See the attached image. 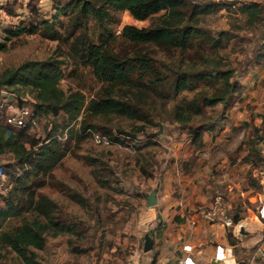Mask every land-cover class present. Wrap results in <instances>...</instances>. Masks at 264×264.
Masks as SVG:
<instances>
[{"label":"rangeland","instance_id":"374dc122","mask_svg":"<svg viewBox=\"0 0 264 264\" xmlns=\"http://www.w3.org/2000/svg\"><path fill=\"white\" fill-rule=\"evenodd\" d=\"M75 1L0 0V45L4 46L0 49V73L17 68L25 62H41L54 58L63 63L60 89L80 92L86 102L101 95L102 84L93 77L88 67L74 60L72 42L75 37H71L68 43L64 42V28L57 25L62 37L50 40L45 37L42 28L37 27L41 22H52L59 8ZM183 1L188 15L194 7H215L211 14L200 17L202 23L199 27L214 38H218L221 32L229 34V48L221 51V55L228 57L230 64L234 65L236 72L233 80L241 90L239 83L242 79L255 69H264V0ZM252 4L260 6V16L257 24L250 28L246 25V17L238 10L244 5ZM161 14L140 22L135 21L127 12L118 13L111 31L119 36L125 25L148 28L156 24ZM67 20L68 17L60 16L64 27L69 25ZM18 28L24 30L12 33ZM30 28H38V31L29 34L26 30ZM88 28V38L96 42L98 30L95 24L89 23ZM116 50L130 54L133 48L124 45L118 46ZM135 50L159 60L168 69L179 65L177 55L172 57L170 52H161L157 47L148 45ZM12 92L0 88V124L7 125L16 132L26 131L35 140L43 143L48 140L52 128L57 126L56 137L66 151L61 163L40 181L42 187L37 194L46 195L56 203V218L71 227L74 233L55 238L47 236L45 247L35 252L37 261L40 264H88L92 259L90 251L99 249L94 254L96 256L101 251L100 247L110 242L111 234L114 238H119L118 232L126 225L128 219L121 214L117 216V210L122 207H127V212L135 210L130 205L129 189L123 191L125 183L134 179L141 181L142 177H146L143 179L146 181L152 174L161 176L167 167L185 160L178 153L189 146L188 134L192 129H184L173 122L171 110L176 101L183 96L190 98V95L182 94L175 100L166 101L154 96L152 92L145 94L139 101L140 95H124L121 89L115 92V99L126 100L130 96L131 101L139 105L136 110L141 120H129L118 115L102 117L81 114L68 124L63 115L57 119L37 116L35 101L26 90ZM237 93L235 100L241 96V91ZM137 95L136 101L134 98ZM216 109L212 113L207 110L191 127L201 125L206 118L221 120V124L225 125V119H221L224 115L218 107ZM19 114H23L24 128L7 124V118H15ZM239 118L247 117L242 115ZM255 119L257 118L232 130V125L228 122L229 127L218 131L221 134L219 137H222L221 143L217 142V148L221 151V155L219 153L217 156L221 163L213 173L222 178L220 185L214 183V176L210 175V181H205L200 176L197 168L201 155L193 156L190 163H197L195 168L198 183L196 188L187 186L184 194L191 214H207L209 220L218 223L225 219L232 221L234 218H245L249 215L248 209L258 213L264 203V120L262 124L255 122ZM157 124L162 125L161 135L156 134L159 130ZM85 126H90L89 130L93 132L115 138L114 144L111 147L96 146L89 135H83ZM61 133L63 138H59ZM122 137L125 138L124 141ZM198 145L193 143V148L201 149L202 146ZM19 172L14 168L11 154L0 155V207H3L1 198L7 195L11 174ZM149 190L150 188L146 189ZM164 193L166 196L163 197V204H168L171 200L169 193ZM72 196H75V200H72ZM172 197H177V193L173 191ZM168 205L170 207L171 203ZM139 206L141 205L138 204L137 207ZM112 212L116 213L112 214L113 218ZM0 264L22 263L14 253L6 251Z\"/></svg>","mask_w":264,"mask_h":264},{"label":"trees","instance_id":"16d2710c","mask_svg":"<svg viewBox=\"0 0 264 264\" xmlns=\"http://www.w3.org/2000/svg\"><path fill=\"white\" fill-rule=\"evenodd\" d=\"M185 8L183 0H76L59 8L52 22L44 21L37 27H41L50 40L62 37L57 25L64 28V42L68 43L71 37H75L72 42L74 60L91 70L93 77L102 84V94L86 102L82 93L60 89L63 63L54 58L25 62L17 68L3 71L0 73V88L8 92L26 90L35 101L37 116L57 119L63 115L68 124L81 114L118 115L139 121V105L129 98L135 94L140 95L139 101L152 92L166 101L175 100L182 94L190 95V98L183 96L176 101L171 119L179 127L196 133L213 119L206 118L201 125L191 127L197 118L204 116L207 110L212 113L217 106L229 108L240 90L233 80L234 65L230 64L228 57L221 55V51L229 48V34L221 32L218 38H214L199 27L202 23L200 17L211 14L215 7H194L189 15ZM238 11L246 17V25L250 28L259 21L258 4L244 5ZM122 12L129 13L140 22L162 14L156 24L148 28L125 25L116 36L111 26L115 23V15ZM60 16L68 17V26L64 27ZM91 22L98 30L96 42L88 38V24ZM38 28L26 31L34 34ZM19 30L24 28L12 33ZM124 45L133 51L130 54L117 52V47ZM148 45L159 48L161 52H170L172 57L177 55L179 65L168 69L159 60L135 50ZM3 47L0 45V49ZM121 89L124 95L130 93L126 100L114 97L115 92ZM138 95L134 98L136 101ZM90 128L83 127V133ZM56 132L57 126L52 128L48 140L43 143L26 131L16 132L0 124V155L11 154L14 168L20 171L11 174L7 195L1 198L0 259L8 251L14 253L22 264H40L35 252L45 247L47 236L55 238L74 233L71 227L56 218V203L46 195L37 194L43 177L66 156ZM63 136L61 133L59 138ZM200 140L195 136L193 143L201 146ZM238 222V218L232 220L233 225ZM229 241L233 244L232 236H229Z\"/></svg>","mask_w":264,"mask_h":264},{"label":"crops","instance_id":"0c3cea01","mask_svg":"<svg viewBox=\"0 0 264 264\" xmlns=\"http://www.w3.org/2000/svg\"><path fill=\"white\" fill-rule=\"evenodd\" d=\"M239 85L241 96L229 108L223 109L222 106H217L224 115L221 119H225V125L221 124L223 123L221 120L212 119L198 132L194 134L190 132L189 146H186L185 151L180 150L178 153L185 159L182 163H173L161 173L162 175L160 174L161 176L152 174L144 181L146 177L140 175L141 181L134 179L125 183L123 191L129 189L131 204L130 201L128 203L135 210L127 212V207L117 210V216L121 214L128 219L126 225L118 232L119 238H114L111 234L110 242L100 247L101 251L96 256L94 254L96 251L99 252V249L90 251L92 259L88 264H130V262L177 264L181 257L188 256L196 264H213L212 255L215 246L231 248L233 259L237 264H249L251 257L259 254L258 247L264 242V220L259 218L258 213L248 209L249 215L240 219L237 225L227 226V219L215 223L209 220L207 214L203 216L191 214L189 203L184 197L187 186L197 187V169L205 181H210L211 176H214L215 184L222 183V178L217 177L213 172L221 163L217 156L219 153L221 155L217 142L222 140L219 135L223 129L225 130L229 125H232L231 130L236 129L238 126L250 123L254 118H257L255 122L263 124L264 107L260 100L264 93V69L253 70ZM242 115L244 117L246 115L247 118H239ZM195 136L201 139L202 148L199 150L193 148ZM196 154L201 155L197 169L195 168L197 163H190ZM149 188L150 190L146 191ZM153 190L157 191V206L149 208L146 196ZM164 191L169 193L171 200L167 203H171L170 207L168 204H163V197L166 196ZM173 191L177 193L175 198L172 197ZM138 204L141 206L137 207ZM112 214L116 213H111L113 218ZM146 234L153 241L152 250L148 253L142 251ZM229 236H232L233 244L230 243ZM184 246L191 247L189 254L183 252Z\"/></svg>","mask_w":264,"mask_h":264},{"label":"built area","instance_id":"2783aa9c","mask_svg":"<svg viewBox=\"0 0 264 264\" xmlns=\"http://www.w3.org/2000/svg\"><path fill=\"white\" fill-rule=\"evenodd\" d=\"M261 105L264 107V94L261 96ZM7 124L16 126L18 128H24L25 123L23 121V114H19L18 116H15V118H7ZM84 135H89L91 137V140L96 146L101 147H111L114 144V139L107 135H102L97 132H93L91 130H87ZM122 137V141H124ZM128 139V138H126ZM258 215L261 220H264V203L261 204L260 209L258 210ZM226 225L231 226L232 221L227 219ZM183 252L186 254H189L191 252L190 246H184ZM257 252L258 255H254L250 259L249 264H264V242L258 247ZM212 263L213 264H237L236 261L233 259L232 250L231 248H224L221 246H215L213 250L212 255ZM130 264H136L135 262H130ZM177 264H196L193 262V260L188 257H181Z\"/></svg>","mask_w":264,"mask_h":264},{"label":"water","instance_id":"95a60500","mask_svg":"<svg viewBox=\"0 0 264 264\" xmlns=\"http://www.w3.org/2000/svg\"><path fill=\"white\" fill-rule=\"evenodd\" d=\"M157 126L159 127V130L157 131V135H161L162 134V125L161 124H157ZM146 201H147V206L149 208L155 207L157 205V191L153 190L150 194H148L146 196ZM153 247V241L151 239V237L146 234L144 236V243H143V247H142V251L144 253H148L152 250Z\"/></svg>","mask_w":264,"mask_h":264}]
</instances>
